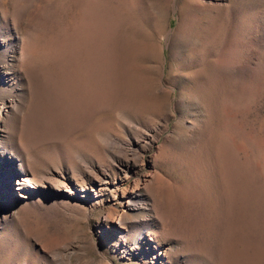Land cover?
<instances>
[{"label": "rangeland", "instance_id": "374dc122", "mask_svg": "<svg viewBox=\"0 0 264 264\" xmlns=\"http://www.w3.org/2000/svg\"><path fill=\"white\" fill-rule=\"evenodd\" d=\"M0 264H264V0H0Z\"/></svg>", "mask_w": 264, "mask_h": 264}, {"label": "bare ground", "instance_id": "6f19581e", "mask_svg": "<svg viewBox=\"0 0 264 264\" xmlns=\"http://www.w3.org/2000/svg\"><path fill=\"white\" fill-rule=\"evenodd\" d=\"M138 187H139V183H137V185H135L133 189L135 190ZM133 202H134L133 198H131V197L130 198H126L122 202L124 204V209H134L137 205H136V203L134 204ZM123 213H124V210H123V212H120L117 209L112 210L111 213H110V216H109V218H111L110 219L111 222H115V220L116 221H120Z\"/></svg>", "mask_w": 264, "mask_h": 264}]
</instances>
